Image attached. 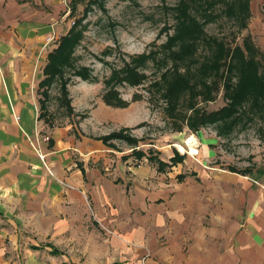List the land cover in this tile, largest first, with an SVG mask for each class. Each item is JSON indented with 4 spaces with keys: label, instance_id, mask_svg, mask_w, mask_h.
<instances>
[{
    "label": "crops",
    "instance_id": "1",
    "mask_svg": "<svg viewBox=\"0 0 264 264\" xmlns=\"http://www.w3.org/2000/svg\"><path fill=\"white\" fill-rule=\"evenodd\" d=\"M54 21L32 2L0 0V264H264L263 175H240L243 192L253 182L235 209L215 189L143 187L170 169L132 168L131 148L39 119Z\"/></svg>",
    "mask_w": 264,
    "mask_h": 264
},
{
    "label": "rangeland",
    "instance_id": "2",
    "mask_svg": "<svg viewBox=\"0 0 264 264\" xmlns=\"http://www.w3.org/2000/svg\"><path fill=\"white\" fill-rule=\"evenodd\" d=\"M26 1L32 2V6L42 13L55 15L53 32L47 37L44 54L40 58L35 90L37 99H40L42 94L39 83L44 77L43 69L48 54L57 47L60 37L70 29L74 14L70 15L71 0H37L39 4L35 3L36 0ZM76 1L75 17H83L86 25L83 39L76 48V63L77 66L89 68L91 76L84 79L71 73V80L67 84L71 109L63 100L59 84L49 90V124L52 127L72 125L76 135L101 140L106 146L112 145L118 150L131 148L132 168L141 169L148 164L149 169V166L154 165L146 156L141 159L132 154L135 143L118 137L110 138L106 143L102 139L104 136L121 131L125 136L137 139L136 148L147 156L156 154L166 160L176 150L186 155L185 161L174 165L163 175H157L152 170L148 178L140 180L143 187H149L150 183V187L155 189L164 183H173L180 191L191 192L198 189L199 192H209L215 189L217 193L231 194L228 196L231 208H238L242 198L239 193L244 190L242 187L245 180L240 176L242 174L231 169L247 172L251 169L248 177L260 174L263 176L259 177L264 180V123L259 117L246 119L244 124L227 135H219L215 125H207L198 131L190 129L185 121L179 119L181 113L187 116L191 114L186 106L189 92L182 95L181 107L178 106L180 110L175 112L176 117L167 110L162 97L165 84L161 81V74L172 68L173 62L164 58L161 47L174 32L173 7L179 0H105L104 7L95 0ZM263 6L264 0H250L251 17L242 33L237 31L227 17L206 25V32L227 39L229 43H241L243 36L250 34L255 44L264 52ZM151 51H155L161 60L151 59L145 67L138 68L139 72L145 74L142 83L116 84L113 88L115 94L110 95L115 104L108 103L104 96L113 86L107 83L113 69H120L132 57ZM203 55L204 51L200 50L198 57ZM262 63L264 64V59ZM180 70L184 71V68L180 67ZM156 82L160 83L159 86L155 85ZM119 99L125 104L117 105ZM227 101L223 90L213 101L206 102L201 97L197 98L199 108L207 111L219 109ZM180 125L183 128L177 129ZM109 154L113 159L115 154ZM191 172H196L198 178L189 177L183 183L177 182L179 173ZM133 176L131 171V177ZM246 181L249 186L243 192L244 198L248 197L253 180ZM263 183H256L258 191L264 190Z\"/></svg>",
    "mask_w": 264,
    "mask_h": 264
},
{
    "label": "trees",
    "instance_id": "3",
    "mask_svg": "<svg viewBox=\"0 0 264 264\" xmlns=\"http://www.w3.org/2000/svg\"><path fill=\"white\" fill-rule=\"evenodd\" d=\"M104 7L105 0H95ZM78 1L71 0L70 15L74 14L73 24L67 33L58 40L57 47L53 48L47 57L43 69L44 77L39 83L42 98L39 99V119H44L49 124L48 116L49 90L59 84L63 100L69 106L67 84L71 80V73L84 79L90 78V70L84 66H77L75 52L84 36L86 25L83 17H75ZM264 8V6H263ZM175 23L174 32L168 36L161 50L163 56L169 62H173L172 68L161 74V81L165 84L162 97L167 105V110L176 117L180 108L184 92L190 96L186 100V106L190 109L189 116L181 113L179 119L185 121L190 129L200 130L207 125H215L219 135H227L239 125L244 124L246 119L253 120L259 117L264 123V52L258 47L250 34L243 36L241 43H229L227 39L209 35L206 25L227 17L233 22L239 33L248 26L251 17L250 0H179L173 7ZM204 51L199 58L198 52ZM155 51L132 57L125 62L120 69H113L111 77L107 80L110 87L109 93L105 94V100L110 104V95L115 94L116 84L127 83L138 85L145 79V74L138 71L139 67H145L149 60L160 61ZM184 68V71L180 70ZM159 82L155 85L159 86ZM223 90L227 103L219 109L207 111L200 109L197 98L203 101H213L216 95ZM215 93H217L215 95ZM125 104L121 99L117 105ZM181 107V106H180ZM71 109V107H68ZM179 112V111H178ZM182 116V118H181ZM182 124V123H181ZM179 126L177 129H182ZM264 128V127H263ZM124 138L130 143H135L132 154L138 158L147 157L156 165L159 172H166L174 165L185 161L186 155L174 152L168 161L156 156L145 154L137 149V139L125 136L121 131L104 136L102 139L107 143L108 139ZM110 145V144H109ZM112 146V145H111ZM110 146V147H111ZM115 149L113 146L111 147ZM241 174L249 171L233 170ZM189 175H197L196 172L179 173L177 178L183 180ZM57 249L53 253H58Z\"/></svg>",
    "mask_w": 264,
    "mask_h": 264
},
{
    "label": "built area",
    "instance_id": "4",
    "mask_svg": "<svg viewBox=\"0 0 264 264\" xmlns=\"http://www.w3.org/2000/svg\"><path fill=\"white\" fill-rule=\"evenodd\" d=\"M49 139V137H46L45 138V140H48ZM41 159L43 160V162H44V164L47 166V163L45 162V160H44V155H41ZM48 167V166H47Z\"/></svg>",
    "mask_w": 264,
    "mask_h": 264
},
{
    "label": "bare ground",
    "instance_id": "5",
    "mask_svg": "<svg viewBox=\"0 0 264 264\" xmlns=\"http://www.w3.org/2000/svg\"><path fill=\"white\" fill-rule=\"evenodd\" d=\"M197 143V142H196ZM182 150H184V148L182 147V146H179ZM192 147H193V145H192ZM194 148V147H193ZM191 151H193V150H191Z\"/></svg>",
    "mask_w": 264,
    "mask_h": 264
}]
</instances>
